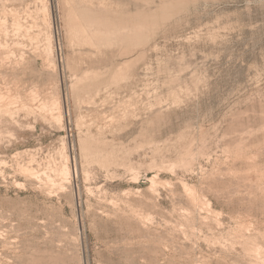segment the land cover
Here are the masks:
<instances>
[{
	"label": "rangeland",
	"instance_id": "1",
	"mask_svg": "<svg viewBox=\"0 0 264 264\" xmlns=\"http://www.w3.org/2000/svg\"><path fill=\"white\" fill-rule=\"evenodd\" d=\"M0 264H264V0H0Z\"/></svg>",
	"mask_w": 264,
	"mask_h": 264
}]
</instances>
